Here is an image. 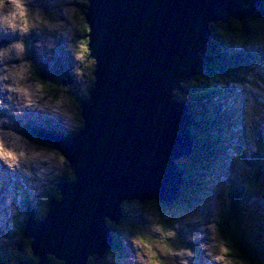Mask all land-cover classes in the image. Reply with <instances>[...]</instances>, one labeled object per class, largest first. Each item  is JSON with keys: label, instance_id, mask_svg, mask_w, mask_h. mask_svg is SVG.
Instances as JSON below:
<instances>
[{"label": "water", "instance_id": "obj_1", "mask_svg": "<svg viewBox=\"0 0 264 264\" xmlns=\"http://www.w3.org/2000/svg\"><path fill=\"white\" fill-rule=\"evenodd\" d=\"M258 5L87 0L82 8L95 82L81 111L84 128L73 137H41L67 161L72 178L58 184L60 199L50 201L43 220L25 223L39 264H50L51 256L62 264L102 259L112 246L108 225L120 221L124 203L170 204L181 195L185 176L178 182L171 160L189 156L192 145L187 106L177 95L199 74L195 52L210 41L207 24L244 20Z\"/></svg>", "mask_w": 264, "mask_h": 264}, {"label": "rangeland", "instance_id": "obj_2", "mask_svg": "<svg viewBox=\"0 0 264 264\" xmlns=\"http://www.w3.org/2000/svg\"><path fill=\"white\" fill-rule=\"evenodd\" d=\"M83 5L84 0H0V30H3L4 33H2V42H0V90H3L0 92V104L1 109H5L9 112L3 114H10L12 117H15L11 120V122L19 118L22 120L23 124L24 122L30 124L29 118L31 115L27 114L26 112L31 111L34 113L46 114L49 117H54V119L58 121L55 123L52 120L48 127H44V131L55 128L54 131L58 132L56 127L58 124V127H62L67 131H70L71 129L74 130L75 125L80 127L83 126V120L81 119L79 113L80 109L77 108V112L74 109L70 110V105L72 100L76 101L75 97H79L77 94H75V92L79 90L80 92H83L84 88L89 85L90 80L88 84L84 80L85 77H87L86 73L79 69L74 71L76 73L74 78L77 80L75 83L79 84L74 87L75 83L73 79L71 81L69 77L62 78L58 75V78L64 81L63 85H56L52 82L45 84L42 83V81L40 82L39 79L33 78L30 72V69L34 67L35 63H37L36 65L40 66L41 68L44 66L51 70L50 66L46 64V60L50 59L53 55L59 56L62 59L63 54L62 52H59L61 45L63 47H67L71 53L73 63H76L77 66L81 59L84 60L86 58L84 53L86 51L85 43L82 41L86 40L87 34V31H85V29H87V25L82 16V11H84V8H82ZM46 8H48L49 11H47ZM74 14L76 15V18ZM253 15L254 12L248 18L253 17ZM248 18L244 20H247ZM74 19L77 25L75 24ZM252 23L256 27V34L264 35V25L259 21H254ZM208 26L210 28L212 27V25L209 23ZM78 29L80 31V35L78 34ZM40 31H47L50 35H54L56 38L48 39L47 36L38 35ZM261 37L262 36H260V38ZM257 42L259 43H256V46L253 48L255 50H263L261 45L264 44V37ZM51 50H53L54 53H52ZM226 62L227 61H224L225 64ZM38 63H42L43 66L39 65ZM256 65L258 68L253 69L254 73H252L251 78H249L247 75H243L246 83L245 86H241V89L238 88V90L245 92V88L250 89L253 94L257 95L256 101L261 102V106L264 107V63H256ZM36 71L39 72L40 68L35 67L34 72ZM196 78L198 77L194 76L183 83V93L179 92L177 95L178 101L184 100L186 102V100H191L194 102H200L201 98H209V96L206 97L203 92H195L194 89L190 87L193 86V82L198 84L197 81L195 82ZM220 78L221 77H219V79ZM234 79H238L237 81L241 82L239 78ZM48 85L51 87L54 86L53 92L58 94V101L54 104H48V100L43 99L45 97L44 91L48 90ZM213 88L217 89V86L213 85ZM234 88L235 87L232 89L234 90ZM4 89L8 90V97H5L4 93L6 94V91ZM258 90H260V92H258ZM211 92L213 91L210 89V94ZM175 94H177V92H175ZM214 96L219 95L214 93ZM235 97L236 95L233 91V94H231V102L224 100V106H220V103L216 99L215 101L208 100L205 102L206 106H201L200 104L202 103L191 104L193 109H197L196 117L199 118V122L202 124L204 123L203 118L205 116V112L208 115V112L210 111L209 109L207 110V107L212 103L218 102L217 105L219 107L217 108H220L213 112L215 115H222V113H218L220 112L219 110L224 112V115L221 116L220 120H218L220 125L211 127L213 129L212 136L214 139H204L203 137H199L201 141L196 142V148L200 147L203 143L210 141L217 143V138L220 136L218 137L216 135V131L222 128L223 122H226L230 128V122L228 121L230 114L232 118H234L236 114L238 115V110H240L239 112L243 114L241 121L242 125H244V121L246 120V123L249 126L255 128L256 125H254L253 121L258 120L260 126L263 128L264 113L262 111L264 108L257 105L256 110H258V117L256 119H252V117H250V115L245 111L248 108L249 103L241 102V106L239 101H236ZM6 100H11V102L8 103ZM37 101H40L41 103L38 105H33V103ZM67 105L69 106L65 110L64 108ZM46 107L51 109L53 108V110L56 112L47 109ZM70 111L72 112V115ZM59 116L60 118H58ZM196 117L194 118L197 121ZM38 119L43 121L42 117ZM8 121L9 120L7 118L6 122ZM247 128L249 129L248 126ZM232 129L236 130L235 128ZM243 129L246 131V125L245 127L243 126ZM0 130L4 131V134L6 135V138H0V151L2 150L4 155L7 157L4 158V162L10 164L11 167L16 166L20 169V171H25L26 175H23L29 180L30 187H35L32 189L33 191L30 194V198H34L36 195H41L40 200L43 202V206L40 209V215H44V213L48 211L46 208L48 199L50 197L58 198V193L55 190V181L61 176H65L66 172H71L70 168L65 162L66 160L59 154L57 150L53 151L52 153H48L45 149H42L48 148V150H52L53 148L49 145L38 143V141L32 139L31 135L25 132H23V134L19 133L18 131L16 132V130H19L18 127L14 129L8 123L6 127L0 128ZM258 133L260 132L258 131ZM203 135L206 136V131L203 132ZM231 144H236V141L231 140L230 145ZM37 147L40 148L37 149ZM249 150H257V152L264 150V140L256 139V141L250 146ZM244 151L245 156L249 157L250 155L247 149H244ZM226 155L227 154H225V156ZM224 159L227 158L224 157ZM212 162L215 163L216 160L213 159ZM192 163L195 162L193 161ZM21 164L23 168L27 167L29 170L20 167ZM228 166V161L222 165L224 169H226ZM262 166L263 164L261 162V167ZM236 168H238L241 173L245 171L244 165H241L238 160L236 162ZM21 174H17V179L23 177ZM229 175V169L227 168L220 176L215 177V179L220 180L215 191L208 189V186L206 185L204 186V193L209 195L210 192H213V194L217 196V198L211 202H199L198 193L194 192L195 199L198 203L192 200L190 204H184L183 206H180L179 203L181 198L179 196L170 205L162 204L161 206H169V208H165V212L161 213L160 209L155 205L156 202H153V199L145 202L144 207L146 208L143 209H141L140 206L132 205L129 209L130 215L133 216V218L135 217L134 224L139 226L140 230L145 231V239L135 240L137 246V256L136 258L131 257L129 260L124 261L123 264H192V257L197 255L195 253V251H197L195 248L189 247L188 249H183V251H178L176 255L174 251L171 252L170 249H165L166 246L167 248L173 247L164 244L163 240H161V235L172 236L175 233L173 231L175 228L173 225L176 224V222L183 226L187 224L189 227H192H186L185 231H183L188 236L195 239L200 237L205 238V240L200 242V244L197 246L198 248H201V251L198 253V255L203 256V258L206 257L204 259V264H241L233 257L227 255L231 254L226 253L230 245L221 242L222 240L226 239L224 236L227 232V229L225 228L224 224L222 225L220 222L223 218L220 216L222 215V211H219L220 208L218 207V203L221 202L227 195L224 190V182ZM241 182L242 184L245 182L247 185L244 186L243 190L247 188L248 192L252 194H259L256 200L252 199V201H258V206L255 208L256 211L253 208V211L250 214L255 217L259 224L252 228L257 231H262L264 227H262L260 224H264V219H259L258 215L264 214V195H260L264 194V182L259 181L260 185H255V190L259 191V193L255 192L251 187L252 181L241 178ZM189 195L190 194L188 192H185V196L183 198H186ZM7 196V191L3 187V190L0 193L1 230L5 224L8 225L7 222L10 217V210L8 208L9 200H7ZM38 200L39 198H35L33 202L36 204V201ZM20 205L21 201H18V204L14 206L18 207ZM205 208L207 210L206 213L204 212ZM141 210L143 211L140 212ZM257 212L259 214H257ZM163 213L165 214L163 215ZM17 216V221L21 222L24 217L23 214H17ZM160 219L167 224V229L165 231H163L164 228L160 224ZM195 227L196 229H193ZM176 229H178L177 226ZM203 230H206V233H196V231ZM183 232L181 234L182 236ZM128 233H130V231ZM24 238L26 239L25 236ZM17 239L18 236L16 240ZM27 242L28 240H26L23 244L25 249L28 248ZM150 244L151 247H149ZM8 252V248L4 252L0 251L2 255L1 260L5 259ZM21 254L27 256L24 250L20 252L18 257H21ZM10 264H14V261H10Z\"/></svg>", "mask_w": 264, "mask_h": 264}, {"label": "trees", "instance_id": "obj_3", "mask_svg": "<svg viewBox=\"0 0 264 264\" xmlns=\"http://www.w3.org/2000/svg\"><path fill=\"white\" fill-rule=\"evenodd\" d=\"M87 5V0H84V5ZM82 16L83 19L85 21L84 18V11H82ZM260 22L264 25V0H259V5L253 15V17L248 18L247 20H240L239 18H234L231 17L230 20L228 22L225 21H218L216 23L212 24V28L214 29V34L217 36L215 38V44L211 47L208 48V53H207V64H208V72L207 74L204 76V78H202L203 80H209V81H214V78L217 77V75H219L221 78L218 79V81H221V84L229 87V84H231L232 82V75L235 78H238L240 74H243L245 71L242 70H238L236 73L232 74L231 77L230 75H226L229 74L231 72L232 68H236L238 66V64L243 61L245 58L247 60H244V62H246L245 66L247 65H251L254 60H256V62L261 61L262 55L261 54H250L248 56H244V54H240L239 56L237 55H230V52H232L233 46L235 45L234 43L240 44L241 46L244 47H250V46H254L256 43H259L257 41H260V39H262L264 37V35H258L256 34L255 30L256 27L253 25L252 22ZM85 31H87V29H85ZM80 32V31H79ZM260 36H262L260 38ZM83 43H86L87 45V40H82ZM223 46V47H222ZM228 49V50H227ZM221 51V52H220ZM88 56V53H87ZM243 56V57H242ZM217 60V61H216ZM224 61H227L226 64L224 63ZM81 64L84 67H91L92 68V73H90L89 71V75H87V77L89 76L91 81L89 82V88H88V92L86 93L85 98L81 99V98H77L74 104V107H78V105L80 104L81 101L85 100L87 98H90V90L93 86L94 83V79H93V70L95 68V64H93L92 62H90L89 60H84L81 62ZM256 66V63H255ZM90 70V68H89ZM249 73V72H246ZM253 73V70L251 72V75ZM41 75V74H40ZM247 76H249V74H246ZM210 76H215L213 77V79ZM44 78V77H43ZM202 80V81H203ZM217 80V79H215ZM223 80V83H222ZM236 82V81H233ZM238 83V82H237ZM200 88V86H197ZM210 97V94L208 95ZM89 100V99H87ZM90 101V100H89ZM207 101V100H206ZM192 102V101H191ZM91 103V101H90ZM221 106V105H220ZM215 109H220V108H214L211 111L208 112V114L211 116L210 117V121L209 123L202 124V128L207 130V132L209 134H212L213 129L211 128L212 126L214 127L215 125H220V122L215 119L214 115L212 114V112ZM193 108L191 107V111L190 113L193 115ZM220 112H218L219 114H223L222 110H219ZM206 114V112H205ZM196 115V113H195ZM250 117L254 118V115H252V113L249 114ZM193 117V116H192ZM236 117V115L234 116V118ZM220 118V117H219ZM234 118H232L231 114L230 117L228 119V121L230 122V128L228 127V124H226L225 126L222 125V128L218 131H216V134L218 135V133L220 134V139H222L223 141H225L227 144L229 143V141L232 139V137L234 136V133L232 131V125L234 123ZM194 123H196L195 118L193 117ZM197 121H199V118H197ZM244 129H242L243 131ZM251 134L253 135V130L250 128ZM37 134L40 133V130L36 131ZM207 133V137L209 138V134ZM264 133V131L262 132V134ZM73 134V133H72ZM258 135V134H257ZM194 136L196 137H203L204 139L206 138L203 134H195ZM262 140V139H260ZM242 147H245L243 145V143H241ZM210 146L207 144L206 145V149H208ZM203 146H200L198 148H196V144H195V151L194 153L196 154V159L199 160V158L202 159V152H203ZM222 150V148H221ZM250 157L252 158V160L256 161V164H252L250 166V164H247L246 162H243V165L246 169L247 172V177L246 179L251 182V187L255 190V187L260 185L259 181L264 182V174L261 173L260 171V167H261V162H264V157L260 156L259 152L254 153L253 151L250 152ZM221 155V153H220ZM207 156L209 158H212V154H210V152L207 154ZM215 159V158H213ZM204 160V159H203ZM245 161V160H244ZM213 162L210 163V166H212ZM68 165V164H67ZM71 172H66L65 176H61L58 179L59 181H67L70 180L72 178L71 176ZM231 178L234 181V186L231 187L230 182L228 181L229 185L226 189V196L223 198V200L221 202L218 203V207L222 210L219 209V211H222V215H220L222 218V220L220 221L221 224L225 226V228L227 229V232L224 236L223 241L226 244H229V248H228V252L231 253L230 255L238 262H240L241 264H264V260H263V256H264V233L263 230L262 231H257L255 230L253 225H255L257 223V220L255 219V217L253 215H251L250 213L253 211V209H248L246 207L245 204H247V200L245 199L247 197L252 196V193L248 192V189L246 188L245 190H243L244 186H247L245 182H241V178L238 176L237 173H232V175H230ZM193 180V179H192ZM256 185V186H255ZM187 188L186 189L187 192L190 194L189 196H187L188 198H191V200H194L193 198H195V194H194V187H192L191 184H187ZM56 192L59 193L58 188L56 186ZM185 190V192H186ZM185 192L183 193V196H185ZM192 193V195H191ZM204 195H207V193H205ZM207 201L211 202L215 199H206ZM148 201V200H147ZM147 201H138V200H133L132 202L127 203L124 206V210H123V217L121 219L120 222H118L117 224H110V231L113 237V247L105 254L104 258L101 260H98L97 258H93L91 264H117L118 262V258L120 259H125L127 256H129V252L128 249L125 248L124 245V239L127 238L128 240H131L132 238L130 237L129 233L127 232V230H130L131 232L134 233V235L136 234V239H145V231L144 230H140L139 226H136L134 224V218L133 216L130 215L129 212V207L132 205H137L140 206L141 209L146 208L144 207V203ZM49 202V201H48ZM205 202L206 201H202ZM32 204H30L29 201H27V206H28V214H32L34 212L40 213V209L43 206V202L39 199L38 201H36V204L32 201ZM157 203V202H156ZM184 204H190V202L184 201V199L182 198V200L180 201L179 205L183 206ZM48 206H50V203H48ZM159 208V207H158ZM165 208H169V206H161L160 209V213L161 212H165ZM255 210V208H254ZM143 210H141L140 212H142ZM256 211V210H255ZM165 213H163L164 215ZM259 219H263V217H261L260 215H258ZM248 219H252V223L248 220ZM160 224L162 225V227L164 228L163 231H165L167 229V224L166 222H164L163 220L160 219ZM17 225V236L19 238V240L21 242H23V232H24V225L20 224L19 222H16ZM176 228V225H173ZM142 228V226H141ZM224 228V229H225ZM223 229V230H224ZM136 230V232H135ZM173 231H175L173 229ZM220 232V231H218ZM176 234V231H175ZM173 234L172 236H168V235H161V240H163V243L166 245H170L173 248H166L165 249H170L171 252L175 251V254L177 255V251L179 250V248H177V245L179 244L180 240L182 241L183 244L189 245L190 243L189 241H187L186 238H183L181 236H177ZM24 244V243H23ZM28 248L25 249L23 246V250L25 252V254L27 256H25L24 254H21V258L20 259H15V264H20V260H28V262L31 264H37L39 259L38 257H35V255L32 254V252L30 251V246L27 243ZM149 247H151V244L149 245ZM115 253V254H114ZM20 255V253H19ZM131 255V254H130ZM35 257V258H34ZM163 258V257H161ZM34 259V260H33ZM54 259V258H53ZM33 261H35V263H33ZM52 264V263H51ZM53 264H61L60 262H56L53 261Z\"/></svg>", "mask_w": 264, "mask_h": 264}, {"label": "bare ground", "instance_id": "obj_4", "mask_svg": "<svg viewBox=\"0 0 264 264\" xmlns=\"http://www.w3.org/2000/svg\"><path fill=\"white\" fill-rule=\"evenodd\" d=\"M4 95H5V97H8L7 95H8V90L6 91V94L4 93ZM7 102H11V100H6ZM224 113V112H223ZM238 116V115H237ZM238 121V120H237ZM242 129L243 128H241V129H236L235 131H242ZM46 133L48 132V131H45ZM53 134H58V132H56V131H54L53 132ZM192 152H194V151H191V153ZM37 161V160H36ZM66 162V161H65ZM25 164V163H24ZM25 167V166H24ZM27 168V167H26ZM39 171V170H38Z\"/></svg>", "mask_w": 264, "mask_h": 264}, {"label": "clouds", "instance_id": "obj_5", "mask_svg": "<svg viewBox=\"0 0 264 264\" xmlns=\"http://www.w3.org/2000/svg\"><path fill=\"white\" fill-rule=\"evenodd\" d=\"M196 98V97H195Z\"/></svg>", "mask_w": 264, "mask_h": 264}]
</instances>
